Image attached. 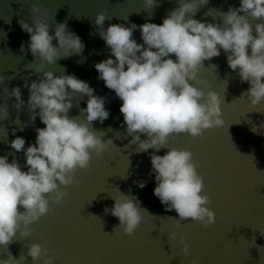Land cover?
Instances as JSON below:
<instances>
[{"label":"clouds","instance_id":"clouds-1","mask_svg":"<svg viewBox=\"0 0 264 264\" xmlns=\"http://www.w3.org/2000/svg\"><path fill=\"white\" fill-rule=\"evenodd\" d=\"M144 3L151 7L156 0ZM176 3L178 6L159 24L151 20L139 25L114 23L105 29L107 16L104 11L98 12L95 24L110 55L97 62L95 68L97 79L103 80L122 101L120 112L126 132L132 137L130 143L138 144V153L153 149L148 154L150 175L154 174L156 181L154 195L167 210L178 213L179 219H175L178 227L188 218L206 227L216 217L207 206L211 201L203 194L204 181L193 153L175 147L164 155L157 152L166 146L170 136L187 133L198 137L204 130L224 124L218 92L197 86L204 61L219 56L221 50L227 53V63L241 82H248L251 104L264 102V0H240L238 7L230 5L226 12L209 9L203 15L212 16V21L194 18L209 0H176ZM32 10L41 11L38 4ZM250 17L260 21L255 24V35ZM19 23L30 35L26 47L39 62L35 70L40 75L31 83L25 77L27 101L20 85L11 92L5 89L8 96L15 97V108L26 107L28 113L27 121L15 120L18 127L13 128L15 138L9 142L15 152L23 151L27 170L15 152L0 155V245L12 243L17 232L21 237H29L30 225L50 211V201L59 204L68 195L61 186L73 184L77 169H87L93 153L99 157L112 144L111 139H103L100 133L104 132L91 127L93 121L103 123L109 118L106 97L96 94L89 82L75 74L63 70L55 75L44 70L48 64L82 54L86 45L80 35L69 28L67 21L56 23L51 32L52 25L39 16L33 24L25 20ZM137 29L142 43L133 36ZM21 51H25L23 43ZM3 80L0 76V82ZM85 96L86 107L81 109V115L70 116L73 101ZM7 116V105L0 106V117ZM37 117L44 127L35 128V142L25 148L26 138L15 133L34 125ZM260 128H264V121ZM252 130L257 131L255 126ZM141 134L146 139L142 140ZM134 183L142 189L147 182ZM117 190L114 205L106 206L104 211L117 217L118 227L131 236L147 210L134 196ZM171 236L175 238L176 233ZM183 251L188 253L187 245ZM47 253L48 249L40 243H32L26 255L21 253L17 258L8 252L7 258H0V264H27L28 257L33 262L43 257V264H54V258ZM192 264L198 261L194 259Z\"/></svg>","mask_w":264,"mask_h":264}]
</instances>
